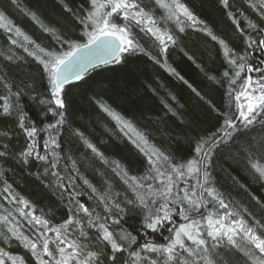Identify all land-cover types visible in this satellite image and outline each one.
<instances>
[{
	"label": "trees",
	"instance_id": "obj_1",
	"mask_svg": "<svg viewBox=\"0 0 264 264\" xmlns=\"http://www.w3.org/2000/svg\"><path fill=\"white\" fill-rule=\"evenodd\" d=\"M179 1L197 19L195 25L181 26L183 31L161 19L166 14L156 0H139L174 37L166 51H161L159 41L144 25L124 21L142 50L123 53L120 63L95 67L82 79L66 84L60 94L65 107L58 109L49 73L29 53L39 54L38 45L62 54L70 43H86L78 17L90 7L89 0H0V12L12 28L9 32L0 27V217L8 218L0 219V253L7 256L6 262L13 258L18 264L21 260L23 264H40L42 259L56 264L61 259L58 248L65 240L96 253L91 264L174 263L161 252L143 248L145 242L161 245L169 240V232L162 227L155 231L145 227L148 210L139 199L141 195L146 203L156 199L147 186L155 188L160 177L148 156L132 142L135 137L125 135L104 107L129 121L169 158L168 165L160 162L161 172L171 164L199 160L203 154L196 152L197 146L214 139L211 152L200 164L196 198H200L206 171L205 186L219 193L230 211L239 212L258 232L264 231L256 225V221L264 225V179L258 178L249 164V152L264 163V148L260 147L264 115L258 114L248 126L239 118L235 92L241 89L247 69L236 78V68L229 63L241 55L254 67L261 65L262 49L255 41L264 39V0H228L227 6L222 0ZM17 28L29 39L18 36ZM220 40L230 55L225 54ZM233 79L235 85L230 84ZM57 112L63 113V123H57L61 119ZM232 117L236 128L227 129L225 119ZM32 128L36 132L29 137L25 129ZM227 131L231 135H225ZM28 149L31 155L25 158L21 153ZM182 185V181L176 182L177 189ZM203 198L209 208L201 210L204 215L218 209L207 193ZM36 218L46 220L47 225L37 223ZM100 225L112 233L120 250L102 239ZM120 230L135 237L133 246L123 244L116 232ZM48 237L52 256L43 252ZM204 238L209 246L217 244L209 249L210 254L218 253L214 264H254L225 240L217 243L206 235ZM29 240L37 245L36 255L30 246L25 247ZM133 251L138 255L133 256Z\"/></svg>",
	"mask_w": 264,
	"mask_h": 264
},
{
	"label": "snow or ice",
	"instance_id": "obj_2",
	"mask_svg": "<svg viewBox=\"0 0 264 264\" xmlns=\"http://www.w3.org/2000/svg\"><path fill=\"white\" fill-rule=\"evenodd\" d=\"M89 2L90 7L82 10L83 15L78 17L84 27V35L87 37L86 43H70L69 50L62 54L39 48L38 45L39 54L37 52L29 53L30 55H35L43 64L44 69L49 73L52 97L58 109L65 107L64 100L60 97L64 86L71 80L82 79L86 67L92 66L96 61L104 64L120 63L123 53L142 50L132 37L128 24L115 22L120 19L121 15L124 21L135 22L137 26L144 25L147 32L151 33L159 41V44L162 46V52L166 51L167 42H175L171 34L166 30H162L157 25V20L153 17L151 10L141 6L139 0H89ZM222 2L226 6L228 5V0H222ZM156 3L167 12L166 17H161L162 20L175 19L177 24H182L183 21L180 20V15L182 14L193 25L197 23L196 17L179 0H171V2L169 0H156ZM64 7L69 12L72 11L66 4ZM261 12L264 13V7L261 8ZM31 15L34 20L38 19L35 13H31ZM0 27H6L9 32L12 31V28L7 27L3 12H0ZM250 27H255V25H250ZM44 30L49 31L48 28ZM183 30L184 28L181 27L180 31ZM16 34L18 36L24 35L19 28L16 29ZM209 35H211L210 32ZM212 38L214 40L217 39L215 36ZM24 39L28 40L29 37L24 35ZM57 39L59 40L60 37H57ZM249 40H251V37H249ZM12 43L16 44L17 41L13 39ZM61 43H64V41L61 40ZM255 43L264 46V39H258ZM220 44L224 45L225 54L230 55V50L225 45V42L220 40ZM25 51H28V49L25 48ZM44 57H47V59ZM229 63L236 68L234 73L236 78H239L241 72H244L245 69L249 73L253 71L261 73V78L256 81H253L252 76L248 75L241 89L235 92L239 118L245 126H248L254 123L258 114L264 115V70L247 63L245 57L241 55H236L229 60ZM170 70L175 72L174 69ZM228 75L227 72L224 73V76L227 77ZM180 78L183 79V77ZM235 83L236 79L230 81L232 85H235ZM229 96H232L231 91ZM242 98L244 102L240 103ZM4 110L7 112V107ZM104 111L108 112L112 119L117 122L121 131L125 132V135L131 133L135 137L132 142L140 151L148 156L156 172V177L161 178L160 183L155 188L152 185L147 186L151 195L156 197V199L149 200L146 203L143 195L139 197L140 203L148 210V215L145 217V227L155 231L161 225L173 219V212L185 221L172 230L175 234L174 238L169 237L167 244L156 245L145 242L143 245L145 250H151L153 253L161 252L166 254L167 261H174V264H198L199 261H203L204 264H214V257L218 253L213 251L210 254L209 249H215L217 244L209 246L204 238L206 235L217 243L225 240L227 245L244 252L250 260L254 261V264H264V231L258 232L256 228L249 225L239 212L230 211L229 205L224 202L220 194L213 188L205 186L208 181V173L206 171L203 173L204 183H200V198H196L195 186H193L191 191L186 189L183 193L176 188L177 180L182 179L186 175L198 176L201 173V167L198 165L207 159L215 144L214 139L211 142L204 141L197 146L196 152L203 154L199 160H189L186 164L182 165L171 164L170 167H166L165 171L161 172L160 162L163 161V165H168L169 158L164 156L159 149L152 146L142 133L138 132L129 121L122 118L118 113L111 111L107 107H104ZM57 114L61 117L57 123H63V113L57 112ZM235 119V117L225 119L224 123L227 129L236 128ZM21 127L23 128L22 123ZM25 131L29 137H32L36 129L32 128L30 131L25 129ZM225 135H231V132L227 131ZM52 144H56L54 139L52 140ZM205 145H207L206 148ZM88 147L92 148L94 152L97 151L92 144H88ZM260 147L264 148V142L261 143ZM21 155L26 158L31 155V149L26 150ZM38 158L41 160L45 159L43 156H38ZM249 164L254 173L258 175V178L264 179V163L256 159L251 152H249ZM125 175L127 174L125 173ZM131 180L136 181V177H131ZM125 182L127 183L128 180H125ZM85 183L88 182L85 181ZM133 187L135 190V185ZM141 187L143 186L141 185ZM203 193H207L209 197L213 198L215 204L218 205V209L215 212H209L207 215L202 213L201 210L207 206L203 198ZM80 207L84 212H88L87 207L83 205H80ZM117 207L119 206L117 205ZM220 210H223L222 214ZM196 216H199L200 219H196ZM0 219L4 221L8 220L7 217H0ZM201 221L205 223V232L201 230ZM36 222L45 225L48 223L46 220L39 218H36ZM69 222L66 221V223ZM256 225L264 229V225H260L259 221H256ZM99 227L103 231L102 239L110 242L114 250H120V245L113 239L112 233L104 225H100ZM56 231L59 233V229ZM13 234L15 235L16 233L13 231ZM185 238L187 241H191L195 247L186 246ZM133 242H135V237H133ZM29 246L32 248L33 254L36 255V243L29 240L25 244V247ZM67 247L71 249L70 252H66L64 247L58 248L61 259L56 261V264H71L73 260H75V264H91L92 259L97 256L94 252H86L75 242L68 243ZM177 248L183 251L177 254ZM257 250L259 254H257ZM43 252L49 256L53 255L49 250L47 240L43 242ZM185 252L187 256L184 255ZM132 255L136 256L138 254L133 251ZM81 257L83 258L81 259ZM0 264H4L2 259H0ZM13 264H16V262L13 261ZM20 264H23L22 260ZM40 264H47V262L41 259ZM150 264H156V262L152 261Z\"/></svg>",
	"mask_w": 264,
	"mask_h": 264
},
{
	"label": "rangeland",
	"instance_id": "obj_3",
	"mask_svg": "<svg viewBox=\"0 0 264 264\" xmlns=\"http://www.w3.org/2000/svg\"><path fill=\"white\" fill-rule=\"evenodd\" d=\"M169 2H171V0H169ZM180 2V1H179ZM181 3V2H180ZM164 12H165V14L167 15V12H166V10L164 9ZM166 17V16H165ZM180 20L181 21H183V23L182 24H177V22H176V20L175 19H172V20H167V21H169V22H172V23H174L175 25H177V26H183V25H193L192 24V22L191 21H189V20H187L182 14L180 15ZM5 22H6V24H7V27H9L8 25L10 24V22H9V20L7 19V18H5ZM115 22H117V23H122V24H124V20H123V16L121 15V17H120V19L119 20H117V21H115ZM157 25L162 29V30H166L167 32H168V30L166 29V28H164L163 26L161 27L160 26V24L158 23V21H157ZM169 33V32H168ZM170 34V33H169ZM168 43V42H167ZM261 49H262V54H261V56H259L260 58L258 59V62L260 63L261 62V65L259 66V67H256V68H259V69H262V70H264V46H261ZM248 75H251L252 76V78H253V81H256V80H259L260 78H261V73L260 72H256V71H253V72H246V77L248 76ZM255 86V85H254ZM244 101H243V98L241 99V101H240V103H243ZM199 167H200V165H198ZM202 171V170H201ZM192 179H194V182H193V186H195V191H196V195L198 194L197 193V184H198V182H197V176L196 175H191V176H188V175H186L185 177H183L182 179H179V180H177V181H182V186H180L179 188H178V190L181 192V193H183V191L184 190H189V188L191 187V186H189V185H191V183H192ZM159 180H160V178H159ZM191 180V181H190ZM193 188V187H192ZM192 188H191V190H192ZM197 197V196H196ZM206 209H209V208H207L206 207ZM205 215H207V214H205ZM200 218H198V220H199ZM185 221L180 217V216H177L176 214H175V212H173V219L170 221V222H166L165 224H163V225H161L160 227H162V229H165L167 232H169L168 234H170L169 235V237H173L174 238V232L172 231L173 229H175V228H177L178 226H179V224L180 223H184ZM227 222V221H226ZM50 230H53L52 228H50ZM50 230L49 229H47V232H46V234L48 235L49 234V232H50ZM201 230H202V232H205L206 231V227H205V223L203 222V221H201ZM116 232H118V234H119V239L123 242V244H125L128 248L129 247H131V246H133L134 244H135V242H133V236L132 235H130V234H126L123 230H120V231H116ZM167 236V235H166ZM168 237V236H167ZM53 239V238H52ZM46 240L48 241V244H49V242H50V238L48 237V238H46ZM169 242V240L167 241V243ZM185 242H186V246H189V247H193L194 245L192 244V242L191 241H187L186 240V238H185ZM68 243H71V242H68V241H65V240H62L61 241V245H63L62 247H64L65 248V250H66V252H70L71 251V249H69L68 247H67V245H68ZM177 250H179V248H177ZM165 255V257L167 258V255L166 254H164ZM6 255H4V254H1L0 253V259H2L3 261H4V264H13V261H15L13 258H9V260H10V262H6ZM16 262V261H15ZM174 262V261H173ZM16 264H18V262H16ZM172 264H174V263H172Z\"/></svg>",
	"mask_w": 264,
	"mask_h": 264
},
{
	"label": "water",
	"instance_id": "obj_4",
	"mask_svg": "<svg viewBox=\"0 0 264 264\" xmlns=\"http://www.w3.org/2000/svg\"><path fill=\"white\" fill-rule=\"evenodd\" d=\"M101 65H104V63H100L99 61L94 62V64L92 66L85 68V71H84V74L83 75H85L86 73H88L89 71H91L92 69H94L95 67H98V66H101ZM71 81H74V80H71Z\"/></svg>",
	"mask_w": 264,
	"mask_h": 264
},
{
	"label": "bare ground",
	"instance_id": "obj_5",
	"mask_svg": "<svg viewBox=\"0 0 264 264\" xmlns=\"http://www.w3.org/2000/svg\"><path fill=\"white\" fill-rule=\"evenodd\" d=\"M203 162H204V161H203ZM203 162H202V163H203Z\"/></svg>",
	"mask_w": 264,
	"mask_h": 264
}]
</instances>
